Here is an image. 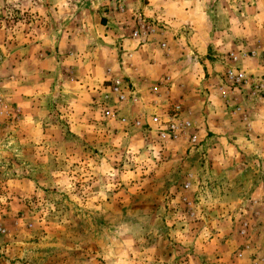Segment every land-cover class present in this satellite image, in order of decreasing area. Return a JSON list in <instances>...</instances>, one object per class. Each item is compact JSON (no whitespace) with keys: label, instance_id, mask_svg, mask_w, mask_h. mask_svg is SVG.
Returning <instances> with one entry per match:
<instances>
[{"label":"rangeland","instance_id":"rangeland-1","mask_svg":"<svg viewBox=\"0 0 264 264\" xmlns=\"http://www.w3.org/2000/svg\"><path fill=\"white\" fill-rule=\"evenodd\" d=\"M148 3L0 0V264L264 263V0Z\"/></svg>","mask_w":264,"mask_h":264},{"label":"built area","instance_id":"built-area-1","mask_svg":"<svg viewBox=\"0 0 264 264\" xmlns=\"http://www.w3.org/2000/svg\"><path fill=\"white\" fill-rule=\"evenodd\" d=\"M137 28L134 29L131 36L132 39H145L147 36L153 33V28H151L149 22L138 15L136 18ZM143 39V40H144ZM162 47L165 45L162 44ZM231 62L234 66L225 72L224 79L231 86L236 88H241L246 84V77L238 66L239 61L238 55L231 54ZM108 89L114 94H121L122 87L119 80L109 81ZM262 87V86H261ZM130 93V92H129ZM123 98V95H120ZM183 115V108L180 105H171L167 111L160 114H154L151 118V125L157 127V136L161 142L173 141L177 138L180 132L190 128V124L186 120H181ZM139 124V123H138ZM137 124V125H138ZM255 264H264L263 262H257Z\"/></svg>","mask_w":264,"mask_h":264},{"label":"crops","instance_id":"crops-1","mask_svg":"<svg viewBox=\"0 0 264 264\" xmlns=\"http://www.w3.org/2000/svg\"><path fill=\"white\" fill-rule=\"evenodd\" d=\"M149 3L146 5V7H145V9H144V11H143V14L146 16V17H149V18H155V17H157V18H162L161 16H158L157 15V13L159 12V10L160 9H158V7L159 6H161L162 5V3H164V0H147ZM165 4V3H164ZM161 12V11H160ZM113 16V14L112 13H109V14H104L103 16H102V18L104 19V20H102V19H100L101 20V22H100V24L101 25H105V26H103V27H109L110 25H111V19L113 18L112 17ZM168 19V18H167ZM167 19L165 18V21H167ZM106 20V21H105ZM164 20V19H163ZM170 23H172V21H170V22H168V24L170 25ZM167 29H169V28H167ZM161 32L163 33V34H165L166 32H165V30H161ZM256 117V116H255ZM255 117H253V119L255 118ZM258 117H256V119H257ZM263 118H264V115H263ZM252 119V120H253ZM252 120H250V123H249V126H250V133L251 132H253V134H255L256 133V136H262L263 137V140H264V128L262 129V130H260L259 132L260 133H257V131L255 130V127H254V125H253V122H252ZM255 123V122H254ZM264 127V126H263ZM254 128V129H253ZM264 155V154H263Z\"/></svg>","mask_w":264,"mask_h":264}]
</instances>
